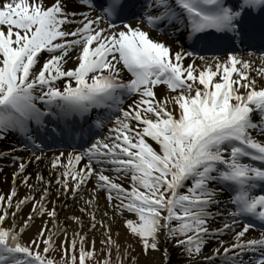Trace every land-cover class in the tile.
<instances>
[{"label": "snow or ice", "instance_id": "obj_1", "mask_svg": "<svg viewBox=\"0 0 264 264\" xmlns=\"http://www.w3.org/2000/svg\"><path fill=\"white\" fill-rule=\"evenodd\" d=\"M7 140L0 264H264V0H0Z\"/></svg>", "mask_w": 264, "mask_h": 264}, {"label": "bare ground", "instance_id": "obj_2", "mask_svg": "<svg viewBox=\"0 0 264 264\" xmlns=\"http://www.w3.org/2000/svg\"><path fill=\"white\" fill-rule=\"evenodd\" d=\"M10 141V140H7ZM7 147H9V145L7 143H1L0 145V151L5 150ZM23 156V155H21ZM15 165L11 163V161L9 160H5V159H0V193H7L8 190L10 189V187L12 186V177H11V173L14 170ZM27 170L28 172H35L38 170V166L36 164H29L27 166ZM44 175L47 176V171L44 172ZM34 185L36 184V181L34 180V178L31 181ZM16 185H17V196H24L26 194L29 193V189L26 186L20 185L19 181H16ZM36 195H39V192L36 193ZM52 196H55V192L53 191ZM65 203L67 204L66 208H63L62 211L60 212V216L61 219H63V217L65 215L71 214L75 208V201L68 199L67 201H65ZM57 208H61V205L58 203L57 204ZM28 211V207L25 206L22 211H21V216H23L26 212ZM40 220L37 219L35 221V223L32 225V228L30 229V232L35 231V228L37 225H39ZM97 242L95 247L97 248L99 245V236L97 235ZM121 239H123V231H121ZM214 243V242H213ZM165 247L168 248L169 251V255H170V260L168 262V264H180L181 263V254L179 253V251L172 247L171 244L169 245H165ZM139 251V249L137 248V252ZM208 249H205V252H207ZM156 259L160 260L161 262L163 261V255L162 253H156L155 254ZM141 260V264H144V257H140Z\"/></svg>", "mask_w": 264, "mask_h": 264}, {"label": "rangeland", "instance_id": "obj_3", "mask_svg": "<svg viewBox=\"0 0 264 264\" xmlns=\"http://www.w3.org/2000/svg\"><path fill=\"white\" fill-rule=\"evenodd\" d=\"M98 249V253L95 254L94 259L93 260H89L91 263H96V264H100V262L103 260L104 258V251H103V246L99 243L98 247L96 248ZM48 257L50 259H53L54 261H58L61 263H64V261L67 259V257H61V253L59 250H53L50 251V253H48ZM95 259H98V261L96 262ZM112 259H115V249H113L112 251ZM88 261V262H89ZM125 264H127V261L125 262Z\"/></svg>", "mask_w": 264, "mask_h": 264}]
</instances>
